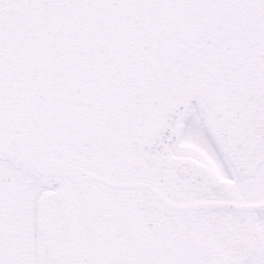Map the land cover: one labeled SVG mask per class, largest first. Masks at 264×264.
I'll use <instances>...</instances> for the list:
<instances>
[{
	"label": "snow or ice",
	"instance_id": "snow-or-ice-1",
	"mask_svg": "<svg viewBox=\"0 0 264 264\" xmlns=\"http://www.w3.org/2000/svg\"><path fill=\"white\" fill-rule=\"evenodd\" d=\"M0 264H264V0H0Z\"/></svg>",
	"mask_w": 264,
	"mask_h": 264
}]
</instances>
